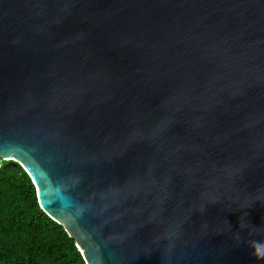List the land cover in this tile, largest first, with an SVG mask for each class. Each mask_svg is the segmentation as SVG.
Returning <instances> with one entry per match:
<instances>
[{
    "label": "water",
    "instance_id": "water-1",
    "mask_svg": "<svg viewBox=\"0 0 264 264\" xmlns=\"http://www.w3.org/2000/svg\"><path fill=\"white\" fill-rule=\"evenodd\" d=\"M84 264H264V0H0V167Z\"/></svg>",
    "mask_w": 264,
    "mask_h": 264
},
{
    "label": "trees",
    "instance_id": "trees-1",
    "mask_svg": "<svg viewBox=\"0 0 264 264\" xmlns=\"http://www.w3.org/2000/svg\"><path fill=\"white\" fill-rule=\"evenodd\" d=\"M0 264H84L73 240L40 210L33 184L12 161L0 167Z\"/></svg>",
    "mask_w": 264,
    "mask_h": 264
},
{
    "label": "clouds",
    "instance_id": "clouds-1",
    "mask_svg": "<svg viewBox=\"0 0 264 264\" xmlns=\"http://www.w3.org/2000/svg\"><path fill=\"white\" fill-rule=\"evenodd\" d=\"M258 255H264V254H258Z\"/></svg>",
    "mask_w": 264,
    "mask_h": 264
}]
</instances>
